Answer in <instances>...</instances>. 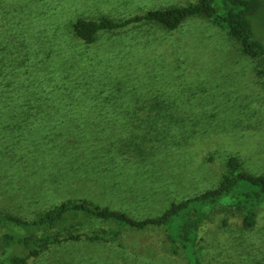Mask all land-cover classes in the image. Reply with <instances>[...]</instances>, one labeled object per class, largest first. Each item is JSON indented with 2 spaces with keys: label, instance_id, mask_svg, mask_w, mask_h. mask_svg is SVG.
I'll use <instances>...</instances> for the list:
<instances>
[{
  "label": "rangeland",
  "instance_id": "374dc122",
  "mask_svg": "<svg viewBox=\"0 0 264 264\" xmlns=\"http://www.w3.org/2000/svg\"><path fill=\"white\" fill-rule=\"evenodd\" d=\"M190 1L198 0H0V75L12 69L18 80L12 83L17 91L5 97L12 108L3 112L74 121L70 130L45 127V141L63 134L75 139L80 120L92 141L94 127L107 126L99 145L76 140L71 151L53 155V143L44 141L27 151V163H16L5 149V213L32 222L64 201L89 199L138 219L157 217L173 202L217 187L233 156L246 171L264 175V75L258 73L264 58L246 55L227 28L202 17L177 30L141 22L102 30L93 43L74 30L80 18L121 20ZM226 3L215 0L220 12ZM252 21L264 42V7ZM58 83L69 90L58 91ZM79 228L117 227L95 221ZM5 231L16 239L26 234L17 225L0 228V259L24 254L21 245L3 243ZM121 235V246L88 239L55 244L29 264H188L184 254L155 248L149 258L132 251L169 242L162 227L137 235L125 228ZM195 248L199 264H264V203L253 228L233 206L210 210Z\"/></svg>",
  "mask_w": 264,
  "mask_h": 264
},
{
  "label": "trees",
  "instance_id": "16d2710c",
  "mask_svg": "<svg viewBox=\"0 0 264 264\" xmlns=\"http://www.w3.org/2000/svg\"><path fill=\"white\" fill-rule=\"evenodd\" d=\"M263 7L262 0H227L226 7L220 12L215 5V0H198L196 2L190 1L184 5L149 10L144 14L121 20L108 16H101L97 19L80 18L74 24V30L76 35L86 43H93L102 30H117L141 22L158 23L169 30H177L189 19L202 17L213 20L218 25L227 28L230 36L241 44L246 55L253 59H261L264 58V42L256 37L252 18L258 15ZM0 63H2L1 59ZM258 67L259 75H264V64H260ZM6 74L7 77L0 75V139H3L0 140L2 145H0V161L5 159L6 149L13 160L17 161L16 163L20 161L27 163L29 161V157H26L27 151L32 147L37 148L44 144L45 136L41 134V131H44L45 127L54 126L60 129L59 127L67 125V129L70 130L72 127L68 126V122L73 124L74 121L37 120L38 115L33 113H4L3 110L12 108L11 102L6 101L5 97L17 91L12 87V83L18 82L17 78H13L16 77L15 70L6 71ZM57 90H69V88L58 83ZM27 91L28 94L31 92L30 90ZM46 91L42 88L38 90V94L44 95ZM4 116L10 117L4 118ZM169 125L165 122L162 123L164 128H168ZM77 126L82 129L83 134L79 133L78 137L76 136L77 139L64 134L65 138L63 139H60L61 137L53 138L50 135L46 140L48 142L45 141V144L53 143L48 152L58 155L61 150L71 151V145L76 140L77 142L82 140L80 143L83 145H88L90 142L99 145L101 139L105 138L107 126L96 125L94 127L95 133L90 135L94 137L93 141L89 140L90 137L87 134L89 125H86V121H78ZM97 154L100 153H96V156ZM10 162L12 163V161ZM16 163L14 164L16 165ZM227 167L228 172L217 187L185 200L173 202L168 209L157 217L138 219L121 210L95 205L89 199H70L48 209L30 222L19 216L5 213L0 203V228L6 229V227L17 225L26 230L24 237L20 236L17 239L9 232H3L2 241L6 246L17 243L25 248V253L13 254L5 260L0 259V264H29L31 257H38L55 244L82 239L112 242L121 246L123 245L120 242L123 229L128 228L137 235L158 227L167 230L169 242L159 245L160 247L157 245L158 243H149V245L141 247V250L131 247L132 251L137 255L150 258L156 255L155 248H158L159 252L161 249L162 252L175 256L184 254L188 264H199L195 242L198 228L210 210L219 206H226L227 208L233 206L241 214L243 225L253 228L258 222L259 208L264 203L263 174L257 175L246 171L235 156L229 158ZM228 218L229 212H225V224L229 222ZM95 221L113 223L117 228L112 232L103 230L100 233L95 231L88 233L79 228L85 224L93 225ZM67 226L69 227L65 228ZM15 240L17 242H14Z\"/></svg>",
  "mask_w": 264,
  "mask_h": 264
}]
</instances>
